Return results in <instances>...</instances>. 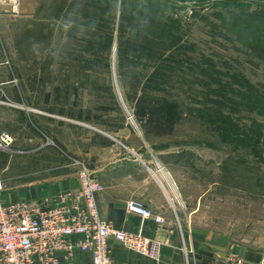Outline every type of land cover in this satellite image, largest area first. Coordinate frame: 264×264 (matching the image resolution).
Segmentation results:
<instances>
[{"label": "rangeland", "instance_id": "obj_1", "mask_svg": "<svg viewBox=\"0 0 264 264\" xmlns=\"http://www.w3.org/2000/svg\"><path fill=\"white\" fill-rule=\"evenodd\" d=\"M58 4L40 0L25 16L12 6L0 12V51L27 88H40L25 93L24 101L56 102L64 116L88 115L91 128L118 135L139 152L145 148L133 132L145 133L152 154L147 160L164 149L216 152L220 167L205 158L175 169L174 175L187 179L184 195L205 197L197 206L201 216H188L189 225L231 234L238 243L259 242L264 236V38L258 35H264V0H101L98 7L96 0H67L55 17ZM140 96L177 104L169 133L166 127L156 131L161 127L155 121L142 127L135 118ZM60 136L70 137L65 128ZM85 136L79 129L75 145L89 147ZM93 139L96 157V145L108 141L96 133ZM55 144L46 139L44 156L1 153L0 190L59 174L75 173L77 179L79 166L89 170L91 156L60 152ZM167 198L175 201L168 193ZM172 218L185 234L183 216Z\"/></svg>", "mask_w": 264, "mask_h": 264}, {"label": "crops", "instance_id": "obj_2", "mask_svg": "<svg viewBox=\"0 0 264 264\" xmlns=\"http://www.w3.org/2000/svg\"><path fill=\"white\" fill-rule=\"evenodd\" d=\"M38 2L40 3V0H19L15 10L21 15H29L35 12ZM9 6L0 5V12L5 9L13 10L9 9ZM5 55L0 51V60ZM18 77L11 71L10 61L8 66L0 65V131L5 130L12 136L11 147L5 151L10 158L18 154L41 156L45 151L47 138L54 139L58 143L54 146L60 152L64 150L75 155L91 156L88 168L103 186L96 196L101 218L109 221L114 227L129 232H141L159 242L158 257L151 259L125 248L114 240H109L111 264H202L205 259L204 252L211 255L209 256L211 264H228L227 260L232 257L242 258L243 264H257L264 256V236L253 244L238 243L231 234L225 235L214 229L189 225L188 216H201L198 212L200 207L197 206L203 203L205 197L184 195L182 184L187 179L174 175L175 169L179 163L196 166L203 163L205 158L210 159L209 163L212 166L220 167V162H216L215 159L216 152L181 148L164 149L154 152L153 159L147 160L145 156L152 154L143 139L145 133L141 132L144 134L142 135L139 131L133 132L145 148V151L139 152L140 147H132L123 142L118 135V137L113 136L91 128L87 124L89 120L78 119L72 115L64 116L61 104L49 101H24L25 93H37L40 88L36 86L27 88L21 82V77L20 79ZM56 107L59 110H56ZM63 128L68 136L71 138L73 136V141L70 137L68 141H65L66 139L62 141L60 135ZM79 129L86 132L85 141H89V147L85 149L75 145L79 140ZM94 133L108 141L105 145H96L99 150L96 157L93 154ZM126 137L128 134L124 135V139ZM1 153L4 151L0 150V155ZM8 164L6 163L5 167ZM151 165L153 168L149 169ZM77 188L75 173L59 174L51 178L42 177L23 184L19 189L9 187L0 190V202L6 204L24 199L50 201L58 192ZM167 193L173 196V200L175 198L173 203L168 201ZM179 195L182 198H179ZM131 200L141 202L154 216L160 217L163 223H156L153 217H142L128 212L126 205ZM190 205L194 207L189 209ZM172 216H183L182 222L187 227L186 239ZM71 262L91 264L89 255L78 251L72 255Z\"/></svg>", "mask_w": 264, "mask_h": 264}, {"label": "built area", "instance_id": "obj_3", "mask_svg": "<svg viewBox=\"0 0 264 264\" xmlns=\"http://www.w3.org/2000/svg\"><path fill=\"white\" fill-rule=\"evenodd\" d=\"M18 2L0 0V5L15 7ZM1 64L8 66L9 60L4 57ZM129 119L133 120L132 116ZM12 141L7 131H0V150L7 151ZM76 174L78 188L58 192L50 201L0 203V264H72L71 257L77 251L88 254L91 264H111L109 240L141 256L158 257L157 240L114 227L101 218L96 196L102 184L86 167L79 166ZM126 210L163 223L137 200L129 201ZM227 263L243 264V260L232 257ZM257 264H264V256Z\"/></svg>", "mask_w": 264, "mask_h": 264}, {"label": "trees", "instance_id": "obj_4", "mask_svg": "<svg viewBox=\"0 0 264 264\" xmlns=\"http://www.w3.org/2000/svg\"><path fill=\"white\" fill-rule=\"evenodd\" d=\"M98 1L99 5H96L97 7L100 6L101 0ZM67 0H59L58 8L55 10V17H59V15L63 12L62 10L66 6ZM259 38H264V35L260 34L258 35ZM257 36V37H258ZM147 39L145 38V42ZM117 53L122 56L124 53L122 51V46H119L117 49ZM157 74L164 76L163 72L157 71ZM152 81V80H151ZM136 107H135V118L142 124V127L146 126L148 123L156 122L157 125L161 128H157L156 131H159V129H164L166 127L167 132L169 133L171 131L172 125L174 121L176 120V117L178 115V106L174 102H170L167 100H156V99H147V97L140 96L135 101ZM78 119H81L82 117L80 114L77 116ZM84 120H90V117L86 115L84 117ZM205 259L203 260L202 264H211L209 256H211L209 253L204 252Z\"/></svg>", "mask_w": 264, "mask_h": 264}]
</instances>
